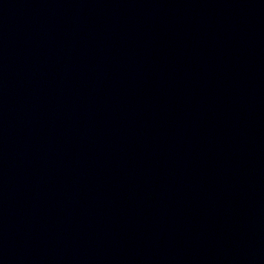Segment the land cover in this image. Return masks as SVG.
I'll return each instance as SVG.
<instances>
[{
  "label": "water",
  "instance_id": "95a60500",
  "mask_svg": "<svg viewBox=\"0 0 264 264\" xmlns=\"http://www.w3.org/2000/svg\"><path fill=\"white\" fill-rule=\"evenodd\" d=\"M0 264H264V0H0Z\"/></svg>",
  "mask_w": 264,
  "mask_h": 264
}]
</instances>
